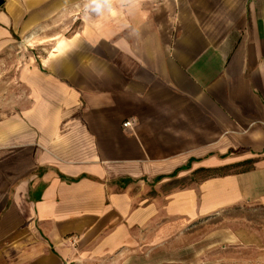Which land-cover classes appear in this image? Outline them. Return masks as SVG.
<instances>
[{
  "label": "crops",
  "instance_id": "crops-1",
  "mask_svg": "<svg viewBox=\"0 0 264 264\" xmlns=\"http://www.w3.org/2000/svg\"><path fill=\"white\" fill-rule=\"evenodd\" d=\"M89 2L0 5V264H113L264 207V0Z\"/></svg>",
  "mask_w": 264,
  "mask_h": 264
},
{
  "label": "rangeland",
  "instance_id": "rangeland-1",
  "mask_svg": "<svg viewBox=\"0 0 264 264\" xmlns=\"http://www.w3.org/2000/svg\"><path fill=\"white\" fill-rule=\"evenodd\" d=\"M205 221L187 235L155 247L145 244L140 253L114 259L113 264H264V207L242 206ZM248 228L260 231L261 240L233 236Z\"/></svg>",
  "mask_w": 264,
  "mask_h": 264
},
{
  "label": "clouds",
  "instance_id": "clouds-1",
  "mask_svg": "<svg viewBox=\"0 0 264 264\" xmlns=\"http://www.w3.org/2000/svg\"><path fill=\"white\" fill-rule=\"evenodd\" d=\"M110 4V0H90L87 7L93 12H100Z\"/></svg>",
  "mask_w": 264,
  "mask_h": 264
},
{
  "label": "built area",
  "instance_id": "built-area-1",
  "mask_svg": "<svg viewBox=\"0 0 264 264\" xmlns=\"http://www.w3.org/2000/svg\"><path fill=\"white\" fill-rule=\"evenodd\" d=\"M132 126V122L131 121H128V122H125L124 123V127L125 128H129V127H131Z\"/></svg>",
  "mask_w": 264,
  "mask_h": 264
},
{
  "label": "water",
  "instance_id": "water-1",
  "mask_svg": "<svg viewBox=\"0 0 264 264\" xmlns=\"http://www.w3.org/2000/svg\"><path fill=\"white\" fill-rule=\"evenodd\" d=\"M3 3V0H0V5Z\"/></svg>",
  "mask_w": 264,
  "mask_h": 264
},
{
  "label": "trees",
  "instance_id": "trees-1",
  "mask_svg": "<svg viewBox=\"0 0 264 264\" xmlns=\"http://www.w3.org/2000/svg\"><path fill=\"white\" fill-rule=\"evenodd\" d=\"M158 180L160 181V180H161V178H158Z\"/></svg>",
  "mask_w": 264,
  "mask_h": 264
}]
</instances>
